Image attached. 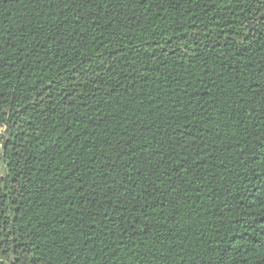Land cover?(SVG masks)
<instances>
[{
	"label": "trees",
	"instance_id": "obj_1",
	"mask_svg": "<svg viewBox=\"0 0 264 264\" xmlns=\"http://www.w3.org/2000/svg\"><path fill=\"white\" fill-rule=\"evenodd\" d=\"M0 264H264V0H0Z\"/></svg>",
	"mask_w": 264,
	"mask_h": 264
},
{
	"label": "rangeland",
	"instance_id": "obj_2",
	"mask_svg": "<svg viewBox=\"0 0 264 264\" xmlns=\"http://www.w3.org/2000/svg\"><path fill=\"white\" fill-rule=\"evenodd\" d=\"M1 131V130H0Z\"/></svg>",
	"mask_w": 264,
	"mask_h": 264
}]
</instances>
